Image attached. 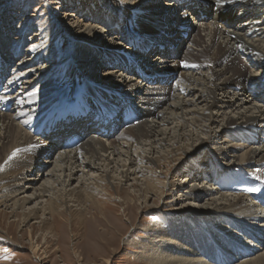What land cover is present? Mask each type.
Instances as JSON below:
<instances>
[{"label": "bare ground", "instance_id": "6f19581e", "mask_svg": "<svg viewBox=\"0 0 264 264\" xmlns=\"http://www.w3.org/2000/svg\"><path fill=\"white\" fill-rule=\"evenodd\" d=\"M62 1L77 9L82 22L66 12L67 24L44 33L15 70L8 67L10 54L0 49V206L12 208V216L21 210L22 223L40 219L41 230L53 238L49 219L63 222L66 213L85 223L87 204L93 217L103 214L100 201L112 195L107 185H118L126 216L135 201L147 204L150 197L163 196L167 175L155 172L164 163L176 162L172 179L208 150L211 157L200 169L211 175L196 184V176L186 172L190 178L185 174L184 182L176 183L179 197L171 204L195 205V211L178 218L180 207L172 208L168 226L135 227L144 241L137 244L138 257L147 264H264V0ZM62 33L69 51L58 57L52 48ZM17 42L13 51L19 56ZM4 44L1 37L0 47ZM42 55L49 67L40 64ZM99 70L103 80L96 79ZM170 78L173 86L139 85ZM69 81L76 83L71 99L60 84ZM83 101L96 112L83 111ZM244 129L257 137L239 136L231 143L228 135ZM114 133L120 141H102ZM53 153L55 166L43 174L45 183L18 198L39 179ZM25 166L29 177L19 176ZM218 168L225 171L219 179L212 176ZM204 181L210 188L202 187ZM32 201L40 207L28 208ZM207 215L213 222H203ZM45 235L41 251L27 231L28 251L37 261L49 256L51 240Z\"/></svg>", "mask_w": 264, "mask_h": 264}, {"label": "rangeland", "instance_id": "374dc122", "mask_svg": "<svg viewBox=\"0 0 264 264\" xmlns=\"http://www.w3.org/2000/svg\"><path fill=\"white\" fill-rule=\"evenodd\" d=\"M62 2V0H0V38H6V44H4L5 46L3 45V47H0V49L2 48L1 50H3L5 54H10L9 61L12 62L13 65L11 64L9 65V67L12 66L11 68L14 70L16 68L18 69V64H21L20 62L24 58H30L32 56L31 50L34 48L35 44L38 41L43 40L44 33H55L60 25L66 23L65 21L68 17L66 15V12L76 15V17L75 15L74 17L72 16V18L74 19L73 21H77L78 18H81L80 22H82L83 17H77L79 16L76 14L77 9H74L73 5L69 6L68 4H66V2ZM161 2H164L165 4V0H161ZM123 3L125 5L128 4L127 1H123ZM7 18L9 19L8 21L11 26H6L5 20ZM56 39V47H53L52 50H54L57 56L60 57L69 51V44H67L68 40L63 33L58 34ZM17 41H21L22 43V54L19 56H16L15 52L13 51V47L18 43ZM42 58L43 61H41L40 64H44L43 66L49 67L51 62H45L46 60H48V57L42 55ZM219 68H221V65L219 66ZM127 76L128 79L131 77L130 75ZM97 77V80H103L104 73L102 70L97 71ZM60 84L63 85V87L65 86L64 89H66L67 91V98L71 99L73 96V90L76 87V83L74 84L72 83V81H69V85H66L62 82H60ZM159 84H169V86H173V81L172 78H170L162 79L159 82L150 81L149 83V81H143L139 83V85L143 87H150ZM119 92H121L122 94H129L125 89H121V91ZM250 93L252 94L254 93V91ZM86 106L87 108L89 107L88 105ZM124 129L125 127L121 126L120 132H122ZM251 131V129H249V131H246L244 129L240 133L236 132V135L231 133L228 135V137L232 139L231 143H235L236 139L239 136L248 135L252 138H256L257 132L251 133ZM115 135L116 134L114 133V135H111L112 137L108 139L102 138V141L105 143L111 142L113 140L120 141V139H117ZM219 141L221 142V140L218 139V144H220ZM241 142L242 141H238L237 143ZM262 145H264V142L262 143ZM239 154L240 153H237V155ZM55 155H57V153H53V155L49 159H47V163L42 167L43 170L41 169L42 175L39 176V179L33 182L34 184L31 185L26 193H20L17 196L18 198L28 195L30 196L31 192L34 193L35 190H38L41 187V184L45 183V179H47L48 176H45L43 174H48V171H50L51 168L55 166ZM210 157L211 152H209L208 150H204L201 156L192 158L191 163L189 162L190 164L184 165V167L182 166L180 168V172H178L179 174L177 173L178 175L176 174V176L172 177V179L168 177L170 176L169 174L171 173L172 168H174L176 162L174 161L169 164L164 163L165 167H163L162 169H157V171L155 172V177L159 176V178H163V175H167V179L164 180L165 187L163 189V196L160 199L159 194L150 197L147 204L142 203V201L140 200L135 201L134 207L131 209H127L128 215L126 216L121 213L124 205L121 204L120 200V196L122 195H118L116 193L115 188H117V184L115 185V187L110 185L106 186V189L109 190L110 194L112 195H109L110 197L107 196L108 198L105 196L106 198L103 199L104 203H102L103 201H100L101 205L104 206L103 214L101 213L93 217V214H96L94 208L91 205L89 206V204H87L88 209L85 210L83 215L85 223L81 222L78 224L77 222L79 221L77 220V217H73V219H70L66 213H63V222L58 219H49L50 215H47V218L49 219L47 220L49 222V225L50 223H54L55 226V236L53 238H49V235H45V231L41 230L42 227L40 225V219H32L25 223H22L21 210L16 211L17 216H12V208L0 206V264H147L144 259H140L138 257L142 250L137 247V244L144 241H141V236L143 235L142 232H135L137 231L135 230V227L141 229L152 228L158 222L164 223V227L168 226L169 224L167 222L170 219L169 217H171L170 211H172V208L180 207V210L176 211V214L179 215L178 218L189 216L193 211H195V205L189 206L186 203L182 202H179L175 207L171 205L174 204L176 198L179 197L176 183L184 182L183 179L186 172L190 175L192 174L196 176V180H194L196 184H198V182L205 176H210L211 174L210 172H208V170L206 172V170L200 169L203 163L205 164V162H208ZM217 162L220 164H225V162L221 159H217ZM254 168L257 167L255 166L252 169ZM26 170L27 167L25 166V169H23L22 174H20L19 176L29 177L30 175L28 172H25ZM216 172L212 176H215L217 174L216 176L219 179V174L223 175L225 171L221 172L220 168H218ZM188 178H190V176H188ZM228 180L223 182V184L221 185V192H226V187L230 184V178ZM168 181H173L175 185H173L172 183L168 184ZM212 182H215V178L212 179ZM193 183V181H189V185ZM205 183L206 181L200 184L202 185V187L205 186L207 188H210V185H208L207 183L205 185ZM72 184V186L74 187L77 182L73 181ZM127 186L128 184L122 186L124 188L123 193L127 191ZM215 186L218 187V184H214V187ZM109 187H111V189ZM202 187H200V189H202ZM31 197L34 200L35 196L31 195ZM204 201L205 200H201L200 203H203ZM10 203L11 202H9L8 204ZM42 203L44 204L45 201ZM38 205L39 204L37 202L35 203V201H32L27 207L38 208L40 207V205ZM90 218L93 219L91 220ZM204 218L205 219L203 222L207 221V224L208 222H213V219L210 215H207ZM64 219L66 223L64 222ZM69 219L72 220V223L67 222L70 221ZM113 226H115V228H112ZM231 228L232 231L235 230L234 227ZM29 229H31L33 232L34 240L43 247L41 251L46 247L43 236H48V239L51 240L48 243L46 253V255L49 256L43 261H37L35 258H32L28 251L29 244L27 231ZM201 230L202 233H204V227L203 229L201 228L200 231ZM207 231L210 233V228H207ZM208 232H205V234H207ZM235 232L238 233L237 230H235ZM207 237L212 238V233H210ZM228 240L232 241L231 236L230 239L228 238ZM72 247L77 253H79L77 254L80 258L79 261H77V259L73 257V249H71ZM106 260H109V263H107ZM233 264H237V262Z\"/></svg>", "mask_w": 264, "mask_h": 264}, {"label": "snow or ice", "instance_id": "6c2138e0", "mask_svg": "<svg viewBox=\"0 0 264 264\" xmlns=\"http://www.w3.org/2000/svg\"><path fill=\"white\" fill-rule=\"evenodd\" d=\"M217 2L219 3V0H217Z\"/></svg>", "mask_w": 264, "mask_h": 264}]
</instances>
